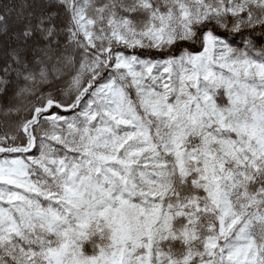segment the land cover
I'll use <instances>...</instances> for the list:
<instances>
[{"label":"snow or ice","instance_id":"obj_1","mask_svg":"<svg viewBox=\"0 0 264 264\" xmlns=\"http://www.w3.org/2000/svg\"><path fill=\"white\" fill-rule=\"evenodd\" d=\"M0 264H264V0H0Z\"/></svg>","mask_w":264,"mask_h":264},{"label":"trees","instance_id":"obj_2","mask_svg":"<svg viewBox=\"0 0 264 264\" xmlns=\"http://www.w3.org/2000/svg\"><path fill=\"white\" fill-rule=\"evenodd\" d=\"M4 119L3 113L0 112V121H2Z\"/></svg>","mask_w":264,"mask_h":264}]
</instances>
